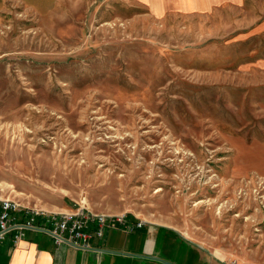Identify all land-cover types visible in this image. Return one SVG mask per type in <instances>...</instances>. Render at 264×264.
<instances>
[{"label":"rangeland","instance_id":"rangeland-1","mask_svg":"<svg viewBox=\"0 0 264 264\" xmlns=\"http://www.w3.org/2000/svg\"><path fill=\"white\" fill-rule=\"evenodd\" d=\"M174 1L0 0V198L264 264V0Z\"/></svg>","mask_w":264,"mask_h":264},{"label":"crops","instance_id":"crops-1","mask_svg":"<svg viewBox=\"0 0 264 264\" xmlns=\"http://www.w3.org/2000/svg\"><path fill=\"white\" fill-rule=\"evenodd\" d=\"M181 11L214 12L239 3L237 0H175ZM48 210L49 212L70 211ZM89 211V210H88ZM133 220H141L130 216ZM143 221V220H141ZM144 222V221H143ZM93 227L90 228V231ZM101 238L92 236L93 249L84 251L65 244L55 246L48 234L30 231L12 246L8 240L0 245V264H226L213 253L191 241L180 229L167 222L145 223L132 233L105 228ZM208 255V256H207Z\"/></svg>","mask_w":264,"mask_h":264},{"label":"built area","instance_id":"built-area-1","mask_svg":"<svg viewBox=\"0 0 264 264\" xmlns=\"http://www.w3.org/2000/svg\"><path fill=\"white\" fill-rule=\"evenodd\" d=\"M143 225L141 220L131 222L124 213H98L82 206L56 213L25 206L12 198H0V245L10 240L11 245L16 246L27 231H36L48 234L56 247L65 244L89 251L93 249L92 236L101 238L105 228L132 233Z\"/></svg>","mask_w":264,"mask_h":264},{"label":"trees","instance_id":"trees-1","mask_svg":"<svg viewBox=\"0 0 264 264\" xmlns=\"http://www.w3.org/2000/svg\"><path fill=\"white\" fill-rule=\"evenodd\" d=\"M130 220H133L132 217H129ZM27 232H30V231H27ZM8 243L11 244L10 240H8Z\"/></svg>","mask_w":264,"mask_h":264}]
</instances>
